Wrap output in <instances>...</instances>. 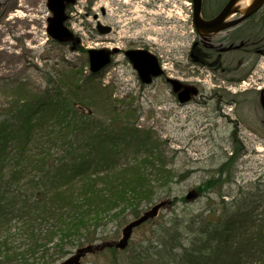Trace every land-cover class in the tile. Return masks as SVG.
<instances>
[{"label":"trees","instance_id":"1","mask_svg":"<svg viewBox=\"0 0 264 264\" xmlns=\"http://www.w3.org/2000/svg\"><path fill=\"white\" fill-rule=\"evenodd\" d=\"M78 76L63 65L44 73V87L11 86L0 114V264H54L168 190L165 144L136 125L129 103L99 97L96 76ZM90 105L102 115L90 116ZM222 185H213L220 197ZM263 195L239 187L230 201L142 224L150 238L133 264H264Z\"/></svg>","mask_w":264,"mask_h":264},{"label":"rangeland","instance_id":"2","mask_svg":"<svg viewBox=\"0 0 264 264\" xmlns=\"http://www.w3.org/2000/svg\"><path fill=\"white\" fill-rule=\"evenodd\" d=\"M46 2L0 0V114L12 100L11 86L18 80L44 87V73H53L63 65L74 66L77 76L83 78L88 73L89 47L99 48L107 43L124 50L152 44L149 49L159 56L165 72L196 84L198 96L181 105L162 77L148 85L141 84L122 52L93 81L98 88H103L99 97L105 95L119 107L129 103L128 110L137 115L136 125L151 130L166 146L167 167L171 169L168 190L144 205L141 212L160 199L173 200L154 218V221H165L181 218L189 211L206 209L211 204L209 198L230 201L239 187L245 191L264 190V125L260 116L262 109L253 95V88L264 86V58L245 84L215 82L210 70L193 66L189 61L195 35L187 16L189 9L183 5L182 21L170 10L171 0H125V3L77 0L70 13V26L80 36L81 43L76 49H70L69 44H58L46 32L47 18L51 15ZM95 19L110 25L112 31L99 35L94 30ZM225 84L230 94H236L231 102L217 96L221 93L217 86ZM245 88L251 91H243ZM97 108L98 105H90L89 111L93 114L90 116L102 115ZM225 162L228 174H217L218 167ZM226 176L230 181L225 180ZM219 179L223 182L222 197L213 187ZM197 186L204 192H196L186 202V193ZM112 222L104 228L110 231L105 239H117L121 235L123 225L115 229L117 223ZM149 231V225L135 228L123 250L88 253L81 264H133V257L148 243Z\"/></svg>","mask_w":264,"mask_h":264},{"label":"water","instance_id":"3","mask_svg":"<svg viewBox=\"0 0 264 264\" xmlns=\"http://www.w3.org/2000/svg\"><path fill=\"white\" fill-rule=\"evenodd\" d=\"M63 1L64 0H49V6L54 11L55 16L50 19L48 31L49 34H51L57 40L68 41L73 40L74 37L73 34L63 25V20L66 17L64 14L65 6L63 4ZM192 1L193 22L197 31L202 34L225 27V25L227 24L223 23V19L231 13L239 11L243 14V16L241 17L243 18L252 13L264 3V0H252L251 4L246 9L238 10V8L235 6V2H237L238 0H229L224 9L216 18L205 20L200 15L202 0ZM109 29V27L103 26L99 28V31L107 32ZM76 42H78V40H76ZM73 43L75 45V40H73ZM116 50V48L112 50L105 48L89 50V67L91 71H99L102 67L108 65L111 61V53L115 52ZM125 54L131 61L134 69L137 71V75L140 78L141 82L150 83L152 82L153 78L161 75L162 70L159 66L158 60L156 56L149 51L144 49H129L125 51ZM167 81L171 84L172 91L176 93L177 99L180 103L189 101L191 97L196 95L198 92L195 85L183 83L174 78H167ZM196 195V192L194 190H191L187 193L186 199L193 198ZM170 204L171 201L169 199H164L157 202L151 208L144 211L139 217L129 221L126 225H124V227L122 228V237L119 240L104 241L99 244H88L86 246L80 247L75 251L73 255L69 256L59 264H79L80 258L85 253L101 250L106 246H115L119 249L125 248L134 227L142 224L150 218H153L161 207L168 206Z\"/></svg>","mask_w":264,"mask_h":264},{"label":"flooded vegetation","instance_id":"4","mask_svg":"<svg viewBox=\"0 0 264 264\" xmlns=\"http://www.w3.org/2000/svg\"><path fill=\"white\" fill-rule=\"evenodd\" d=\"M226 1L211 0L210 8L204 9V17L216 16ZM192 50L195 63L209 67L217 80L245 77L264 57V4L235 25L215 30L205 37L196 35Z\"/></svg>","mask_w":264,"mask_h":264},{"label":"bare ground","instance_id":"5","mask_svg":"<svg viewBox=\"0 0 264 264\" xmlns=\"http://www.w3.org/2000/svg\"><path fill=\"white\" fill-rule=\"evenodd\" d=\"M250 2H251V0H239L238 4H239L241 7H245V6H247Z\"/></svg>","mask_w":264,"mask_h":264}]
</instances>
